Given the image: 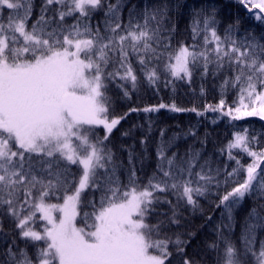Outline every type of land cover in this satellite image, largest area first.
Masks as SVG:
<instances>
[{"label":"snow or ice","instance_id":"6c2138e0","mask_svg":"<svg viewBox=\"0 0 264 264\" xmlns=\"http://www.w3.org/2000/svg\"><path fill=\"white\" fill-rule=\"evenodd\" d=\"M236 2L264 24V0ZM32 7V0H0V13L11 10L7 23L0 15V216L14 221L25 245L20 247L12 237L5 264H171L173 255L181 257L179 264H200L185 251L194 234L185 240L177 232L173 239L165 229L179 226L184 208L196 211L200 198L209 197H216V207L224 209L217 239L207 245L217 254L216 264H247L249 256L252 264H264V241L257 252L254 234L264 225H247L242 253L223 231L230 229L233 209L246 198H264V130L232 132L218 150L235 162L228 171L227 163L213 167L212 158L203 157V148L194 145L183 154L177 150L168 155L182 137L206 145L209 133L200 138L193 125L167 137L168 129L162 127L155 169L145 183L139 174L150 159L148 138L156 125L152 114L161 110L197 117L211 112L213 125L225 119L230 125L247 117L264 120V35L245 31L240 36V17L221 34L215 5L194 9L192 43L180 40L175 45L167 0L141 10L129 8L126 22L121 15L124 0H43L40 16L28 28ZM50 10L53 15H46ZM101 11L103 17L93 25L94 14ZM66 18L74 23H65ZM197 73L201 79L223 76L217 103L185 108L173 100L117 113V102L130 101L142 84L158 90L162 76L165 87L177 80L191 84ZM111 85L119 96L109 95ZM231 92L236 94L229 103ZM200 93L205 94L203 85ZM133 113H144L145 123L120 135L144 131L143 155L134 145H121L127 151L125 167L110 142ZM245 156L250 158L246 165ZM72 166L80 171L78 180ZM121 169L126 181L118 175ZM53 198L62 202L50 203ZM162 204L168 211L160 210ZM249 216L264 220L256 208ZM12 231L4 232L0 219V240Z\"/></svg>","mask_w":264,"mask_h":264},{"label":"trees","instance_id":"16d2710c","mask_svg":"<svg viewBox=\"0 0 264 264\" xmlns=\"http://www.w3.org/2000/svg\"><path fill=\"white\" fill-rule=\"evenodd\" d=\"M116 0H112V3H115ZM164 0H124V7L122 9L121 15L123 20L126 22L128 18V10L133 6L137 10H141L147 4L152 6L155 4L163 3ZM169 5L172 7V11L169 13L170 20L168 27H171L173 24L176 26L175 39L173 44H177L178 41L184 40L187 44L192 43L191 38V28L190 24L192 21V14L194 9H198L204 6L215 5L218 9V19L222 21L220 26L221 34L223 33V27L234 21L237 17H240L242 20L241 30L239 35L243 36L245 31H249L256 36L264 35V24L255 21L253 18H250L247 15L246 10L236 2V0H167ZM43 0H32V14L27 22V27L30 28L31 24L37 20L41 13V7ZM26 7V5H25ZM58 6H50V8H55ZM11 10L3 9L0 15L3 16V22L7 23V18ZM15 15V13H13ZM23 9L20 10V15H23ZM46 15L51 16L53 12L50 10ZM103 12H97L94 14L91 23L95 25L102 17ZM65 23L72 24L74 23V18H66ZM203 37H200L202 41ZM165 77H161V83L156 88H149L146 84H142L137 93L132 95L130 101H118L117 102V113H123L127 111L130 107H144L146 105H157L161 102L171 103L175 100L180 106L189 108L193 105L198 108H203L205 104H215L219 100V89L218 85L223 80V76L219 79H213L209 75L205 79H201L199 73H197L191 84L185 80H177L174 84H170L168 87H165L163 81ZM203 85L205 89V94L201 95L200 89ZM119 90L116 89L115 85L110 86L109 95L113 97L119 96ZM235 92H231L228 96L229 103L235 96ZM156 121L155 131L148 138V155L149 160L145 162V168L143 173H139L143 176L142 183L147 181V177L151 175L152 171L155 169L156 165V143L159 138V129L162 127H167V137H171L173 133L186 131L190 126H197V136L200 138L204 137L205 132L209 133L207 137L206 145L199 143L195 137L189 136L187 139L183 137L179 140L176 146L172 147L168 152V155H171L172 152L177 150L183 154L189 145H194L196 149L203 148V157H211L213 161V167L219 165L223 168L225 163L228 164V171H231L232 167L235 166L234 161H228L227 155H221L218 151L223 145L231 139V134L233 131H238L243 128H249L253 130V134L256 131L264 130V120H261L259 117H247L240 121L233 122V125H230L227 119L217 122L215 125L211 124L210 121L215 118L214 114L209 112L206 114V117H197L194 113H170L167 110H161L159 113L152 114L151 117ZM146 120L144 113H133L126 120H124L119 126L118 130L114 131L111 139V146L113 150L117 153L119 160L123 162L125 167H127V151H122L120 149L121 145H134V150L143 155L142 146L140 144V139L144 135V131L137 128L133 135L130 137L121 138L120 133L126 129H129L133 124H144ZM145 124V130H146ZM100 135H103V131H100ZM166 137V138H167ZM262 139L261 147H264V138ZM258 150V149H257ZM250 162L249 157L243 158V163L246 165ZM139 167V165H137ZM72 171L76 173L77 180L79 179L80 171L76 166H72ZM118 175L122 181L127 180V174L121 169L118 172ZM222 178V177H221ZM243 179V175L240 177ZM97 198L99 193L96 194ZM87 198V197H86ZM168 199L174 201V197L169 193ZM216 197H209L207 199L200 198V208L196 211H192L191 208H184L182 210V219L179 226H171L165 229V232L172 236L174 239V233H184L183 239L188 240L189 233L194 234L191 241L188 243L185 251L187 255L195 257L200 264H216V253L210 251L207 245L217 239L216 237V228L221 223V213L224 209L216 207ZM50 203L61 202L57 201L55 198L49 201ZM264 204V198L256 199L255 197L246 198L239 206L233 209L231 226L229 228L223 229L224 235L229 237L231 241L234 242L237 249L242 253L243 244H242V234L244 229L248 224L260 223L264 225V220L257 221L254 218H250L249 213L251 209L256 208L259 212L260 217L264 218V208H260V205ZM160 210L168 211V205L162 204L159 206ZM6 212V208L4 209ZM85 211H90V209H85ZM211 216V220L208 217ZM163 219L164 217H160ZM3 223L4 232H9L13 230L6 240H0V264H5L7 257L5 255L8 245L11 243L12 237H16L17 244L20 247H24V242L19 239L18 231H15V223L6 215L0 216ZM38 219V218H37ZM156 217H153L152 222H156ZM223 223L227 224V216L225 215ZM78 225L82 226L81 218L78 217ZM37 230H40L39 223L37 224ZM255 249L258 252L260 248L261 241H264V226L258 227L255 230ZM0 236H3V233H0ZM162 238V237H161ZM42 246V245H41ZM223 248V245H221ZM29 253L34 249L31 244L28 245ZM170 251L175 253L174 248H170ZM181 257L173 255L171 258V264H179ZM253 258L249 256L247 258V264H252Z\"/></svg>","mask_w":264,"mask_h":264},{"label":"rangeland","instance_id":"374dc122","mask_svg":"<svg viewBox=\"0 0 264 264\" xmlns=\"http://www.w3.org/2000/svg\"><path fill=\"white\" fill-rule=\"evenodd\" d=\"M52 203V202H51ZM79 226V225H78Z\"/></svg>","mask_w":264,"mask_h":264}]
</instances>
